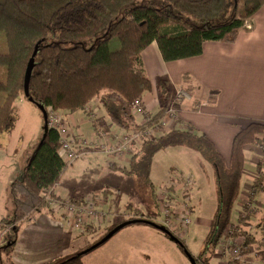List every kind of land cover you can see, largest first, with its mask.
Returning <instances> with one entry per match:
<instances>
[{"label":"trees","instance_id":"16d2710c","mask_svg":"<svg viewBox=\"0 0 264 264\" xmlns=\"http://www.w3.org/2000/svg\"><path fill=\"white\" fill-rule=\"evenodd\" d=\"M263 5L264 0H0V135L16 127L14 104L22 95L28 98L25 75L36 50L29 93L44 104L48 114L50 110L85 109L99 98L111 124L137 131L164 115L170 91L169 80L162 78L159 112L148 122H137L133 103L152 89L143 51L156 42L165 61L201 55L206 41H236ZM248 144L264 150V122L251 121L237 132L229 165L207 134H196L191 126L173 128L145 140L130 165L110 162V166L132 175L140 172L153 188L151 168L160 150L185 145L201 153L213 166L220 185L211 232L196 255L198 264H212L216 246L231 227ZM60 148L58 131L49 128L29 156L23 180L13 184L15 207L0 220V264H16L12 255L22 222L47 207L43 190L60 183L68 167ZM256 171L255 190L264 187L262 161ZM232 234L243 236L240 253H248L254 236L244 230ZM83 256L76 253L55 264H85ZM241 261L234 258L226 264H243Z\"/></svg>","mask_w":264,"mask_h":264},{"label":"crops","instance_id":"0c3cea01","mask_svg":"<svg viewBox=\"0 0 264 264\" xmlns=\"http://www.w3.org/2000/svg\"><path fill=\"white\" fill-rule=\"evenodd\" d=\"M252 23V26L240 32L234 42L206 41L203 53L198 56L165 61L156 42L143 51L145 70L152 84V89L142 96L149 115L158 113L161 108L159 82L162 78L170 82L167 105L172 102L176 89L180 86L188 89L193 96L192 100L178 103L180 119L166 123L158 131V136L173 128L186 129L191 126L194 133L207 134L227 164H230L233 139L237 132L251 121L264 122V5L254 14ZM90 107L99 110V114L94 118L88 111ZM60 112L74 133L93 136L95 141L96 134L101 131L108 130L120 134L126 132L111 124L99 98L91 100L85 109ZM135 117L140 124L147 122L146 116ZM104 119L109 126L100 125ZM120 137L121 135L112 136L111 139L117 142ZM93 151L89 150L87 154ZM95 151L107 157L108 164L98 163L97 166L87 160L73 162L64 170L55 191L61 197H71L75 201L82 200L89 192L101 191L106 194L103 204L108 211V217L100 225L92 224L88 226V230L79 231L59 213L47 207L37 211L33 218L21 224L12 255L16 264H55L79 253L102 238L97 240L93 235L100 234L103 230L100 229L102 224L110 227V230L124 220L135 218L134 216L151 217L159 222L161 219L157 220L148 212L153 208L158 209L157 193L161 188L170 183L172 187L176 185L173 177L175 171L190 173L195 180V186L186 202L190 214L194 213L196 204L207 200L206 189L218 185L213 166L208 164L201 153L186 146L178 151L173 169H170L168 174H163L161 179H156L154 157L150 174L154 187L144 186L141 202H133L130 190L124 189V192H121V174L125 173L110 166V162L119 166L129 165L131 158L128 151L122 154L123 156L102 150L100 152L97 149ZM13 156L14 153L0 150V220L2 216L12 214L15 203L11 188L15 182L24 178L26 166L14 176L12 164L9 162ZM245 156L241 192L234 206L235 216L232 214L231 228L236 233L241 230L249 231L256 239L249 244L248 253L238 259H241L243 264H264V187L257 190L253 188L259 161L263 162L264 168V151L261 147L248 144L245 146ZM82 165H85L86 170H80ZM178 193L175 201L180 205L184 199H181ZM8 199L11 200L10 205ZM215 214L197 215L194 221L211 226ZM182 215H177V221H181ZM190 224L179 225L177 222L176 232L185 242L194 231ZM229 240L233 246H239L241 249L243 236L224 234L216 246L212 264H226L229 260L237 258L231 248L223 252L220 249L221 243ZM171 241L173 239L161 230L139 222L124 227L97 250L85 253L83 261L85 264H171Z\"/></svg>","mask_w":264,"mask_h":264},{"label":"built area","instance_id":"2783aa9c","mask_svg":"<svg viewBox=\"0 0 264 264\" xmlns=\"http://www.w3.org/2000/svg\"><path fill=\"white\" fill-rule=\"evenodd\" d=\"M252 25V22L247 23V27ZM192 98L193 96L188 89L182 86L178 87L172 102L168 103L164 115L159 121H153L145 128L121 135L116 145H113L115 142L112 141L111 137H118L119 134L112 131L107 130L99 132L96 134L97 141L93 140V136H81L74 133L60 110H50L48 117L49 128H54L58 131L61 142L59 154L68 166L87 154L89 150H92V148L88 151L85 150L84 148L87 145H93L97 142L100 143L102 147L100 150L109 154L122 155L131 147H135L138 141L143 143L145 140L157 137L158 131L166 123L177 121L179 118L178 103L183 100H192ZM88 109V111H90V109L93 110V112L90 113L93 118L99 114L98 108L90 107ZM96 113L98 114L96 115ZM133 113L135 116L147 115L146 119L151 120V115L147 113L143 97H139L134 101ZM173 177L176 185L172 187L170 183L161 188L157 193V201L161 213L165 216L164 220L160 221V223L177 234V215L179 213L183 214L181 216V221H179L182 225L191 223L189 206L186 202L195 186V180L190 173L183 171H175ZM177 192H179L178 194L181 199H184L180 205L175 201ZM42 195L47 203V208L53 212L59 213V215L65 218L75 230H83L91 224H101L108 217V211H106L103 204L104 194L101 191L89 192L80 201H75L71 197H61L56 193L55 187L45 188ZM231 230L232 228L230 227L229 232L226 234L230 233ZM229 248H231L235 257L240 258L241 249L239 246H233L232 241L230 242L229 240L220 245L222 252Z\"/></svg>","mask_w":264,"mask_h":264},{"label":"rangeland","instance_id":"374dc122","mask_svg":"<svg viewBox=\"0 0 264 264\" xmlns=\"http://www.w3.org/2000/svg\"><path fill=\"white\" fill-rule=\"evenodd\" d=\"M253 16L248 20V22H253ZM115 41L116 40L112 41L113 48L117 47L116 46L117 43ZM1 97H2V93H0V99ZM14 107L18 115L16 129L14 133L11 131L9 132L6 131L0 135V150H3V151L7 150L11 153H14V156L9 159V162L12 164V170H13V173L15 174L14 176H17L19 174L18 173L19 170H23L24 167L28 164L29 156L35 151L40 141L42 140L44 132H45V120H44L43 113L39 105L36 102L28 99L26 96L22 95L20 98H18L14 104ZM92 112L93 110L90 109L89 113H92ZM97 114L98 113H96V115ZM103 118H104V115H103ZM146 118H147V115H146ZM179 119L180 118H178L177 120ZM159 120L160 119L156 121H159ZM100 125L103 127L109 126L107 120L105 119L104 121L100 122ZM127 132L128 131L126 132L124 131V133L122 134L118 133L119 134L118 136L123 135ZM116 144L117 143L115 142L113 145H116ZM141 145H142V142L138 141V144H136L135 147H131L130 149H128L127 150L128 156L132 158V156L137 152V150H139ZM90 148H92V150L94 151L90 154L84 155L81 158L77 159L75 163L77 161L79 163V162L87 160L97 166H99L98 163L108 164L107 163L108 158L95 151L96 149L100 151V149L102 148L100 143L97 142L96 144H93V145H87L84 149L88 151ZM181 148L184 149L186 148V146L185 145L173 146L167 149H162L158 153H156V155L154 156L155 157L154 164H155L156 179H161L160 177L163 174L164 175L168 174L169 173L168 171L170 169H173V167L176 165V158H177L176 155L178 151L181 150ZM206 161L208 162V164H211L209 163L208 160ZM80 170H86L85 165H82ZM124 173L125 175L121 174V192H124V189H128L130 190V193H131V197H132L131 201L141 202L142 200L141 196L144 193L143 188L144 186H146V188L148 187L147 186L148 184L145 181L144 175L141 174L140 172L134 173V175L126 173V172ZM82 175H85V173H82ZM206 190H207L206 191L207 200L205 202L196 204L194 213L190 214V217L192 218V222L189 226H191L192 230L194 231L191 236L187 237V240H186L187 243L183 239V241L185 242L190 252L194 255H197V253L199 254L201 250L203 249V245L206 241V238L210 234L211 227H212L211 224H210L211 226H209L207 224H203V223L201 224L199 222H195L194 218L197 215L198 216H206V215L210 216V215L215 214L217 212L218 204H219L220 185H217V186L215 185V187L209 186ZM123 194L124 193H122L121 195L122 197H123ZM104 197H106V194L104 195ZM10 203H11V200L8 199V205H10ZM148 213L149 215H153L157 220L161 219L159 220V222L163 221L165 218L164 214L161 213L159 206H158V209L153 208L151 212H148ZM233 216L235 215L233 214ZM177 222L178 224H182L179 221ZM97 225H100V224H97ZM101 228H103V230L100 232V234H93L94 238L97 240L100 237L105 236L110 227L107 228L105 224H102L100 229ZM88 229L89 228L86 227L83 230L86 231ZM79 231H82V230H79ZM230 233H232V230L230 231ZM171 242L173 244V249L171 250L173 253V262L171 264H192L189 257L184 252L183 248L174 240ZM98 248H96L95 250H97ZM95 250H92L89 253Z\"/></svg>","mask_w":264,"mask_h":264},{"label":"water","instance_id":"95a60500","mask_svg":"<svg viewBox=\"0 0 264 264\" xmlns=\"http://www.w3.org/2000/svg\"><path fill=\"white\" fill-rule=\"evenodd\" d=\"M36 53H37V50L35 51L33 57L30 59L28 67H27V70H26V75H25V94L28 96V99L36 102L39 105V107L41 108V110H42L43 117H44V120H45V132H44L43 138L41 140V142H42L43 139L46 136V132L49 129V122H48L49 114H48V110L44 106L43 103L35 101L33 99V97L30 96V93H29L30 80H31L32 71H33V68H34V65H35V54ZM139 222H144L146 224H149V225L161 230L162 232L166 233L171 239H173L175 242H177L183 248L184 252L189 257V259L192 262V264H198L197 257L190 252V250L188 249V247L186 246V244H185V242L183 241L182 238H180L177 234H175L172 230H170L164 224H162L160 222H157V221H155L153 219H149L147 217H145V218H143V217L131 218V219L124 220V221L116 224L100 240H98L97 242H95L94 244H92L91 246L86 248L85 250L80 251L78 254H85V253H88V252L94 250L96 247L101 246L102 244L107 242L111 237H113L117 232H119L124 227H126L128 225H131V224L139 223Z\"/></svg>","mask_w":264,"mask_h":264}]
</instances>
